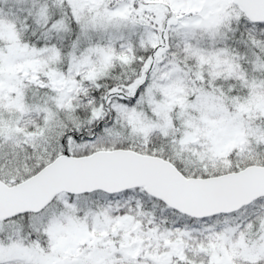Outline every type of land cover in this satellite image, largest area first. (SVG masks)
Returning a JSON list of instances; mask_svg holds the SVG:
<instances>
[{
  "label": "snow or ice",
  "instance_id": "6c2138e0",
  "mask_svg": "<svg viewBox=\"0 0 264 264\" xmlns=\"http://www.w3.org/2000/svg\"><path fill=\"white\" fill-rule=\"evenodd\" d=\"M0 264H264V0H0Z\"/></svg>",
  "mask_w": 264,
  "mask_h": 264
}]
</instances>
